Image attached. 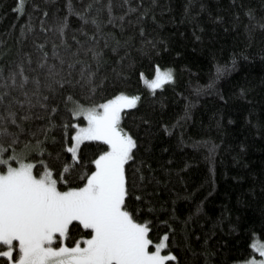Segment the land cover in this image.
Instances as JSON below:
<instances>
[{"label": "trees", "instance_id": "1", "mask_svg": "<svg viewBox=\"0 0 264 264\" xmlns=\"http://www.w3.org/2000/svg\"><path fill=\"white\" fill-rule=\"evenodd\" d=\"M20 2L0 0V73L7 77L22 62L29 77L6 99L24 100L38 77L48 107L13 101L17 119L31 112L16 147L43 140L47 129L46 152L34 158L76 186L83 162L105 146L83 141L80 160H72L63 126L83 118L71 116L67 100L138 95L121 120L138 142L125 165L128 204L149 221L154 240L168 234L166 250L176 256L168 264H236L253 255L254 236L264 242V0H23L17 8ZM49 64L65 84L44 87ZM157 65L173 80L148 90L139 74L151 78Z\"/></svg>", "mask_w": 264, "mask_h": 264}, {"label": "snow or ice", "instance_id": "2", "mask_svg": "<svg viewBox=\"0 0 264 264\" xmlns=\"http://www.w3.org/2000/svg\"><path fill=\"white\" fill-rule=\"evenodd\" d=\"M72 66L69 63L70 69ZM222 71L223 68L217 66V76ZM139 75L144 85L153 91L173 80L171 70H162L159 65L155 66L151 78L143 72ZM45 76L46 88L54 89L55 85L66 83L54 64L48 65ZM87 76L88 83L95 88L93 73ZM28 80L22 62L16 70H10L7 77L0 73V107L3 108L0 111V259L4 264H168L176 260L175 254L166 250L168 234L154 240L149 221L139 220L128 204L131 192L125 165L133 159L138 142L121 126L122 110L135 105L139 96L121 91L100 104L91 105L67 100L71 116H83L86 120L83 124L69 126L65 123L63 126L65 147L72 160H80L78 149L83 141L103 142L105 146L90 162H83L85 168L77 185L70 186L71 181L66 179L64 171L57 175L47 161L34 158L33 154L43 156L46 152L43 145L48 139L47 129H44L43 140H29L16 147L26 131L23 121L30 118L31 112L17 119L13 101L21 106L27 104L29 109L34 102L48 107L47 97L39 91L38 77H33L37 90L25 91L24 100L14 96L6 99L11 96L10 89H23ZM57 110L52 107V112ZM54 126V122H50L49 127ZM69 132L70 144L67 142ZM30 135L37 134L31 132ZM74 229L80 233L78 238L72 237ZM249 247L253 255L236 264H264V258L256 259L254 255L259 252L264 257V242L254 236Z\"/></svg>", "mask_w": 264, "mask_h": 264}, {"label": "rangeland", "instance_id": "3", "mask_svg": "<svg viewBox=\"0 0 264 264\" xmlns=\"http://www.w3.org/2000/svg\"><path fill=\"white\" fill-rule=\"evenodd\" d=\"M163 70V69H162ZM167 82H169V81H166L165 83H167ZM164 83V84H165ZM146 87V86H145ZM146 89H148L147 87H146ZM149 90V89H148ZM137 103V102H136ZM134 106V105H133ZM124 109H126V108H124ZM82 118H83V116H82ZM81 124H83V123H86V120L83 118V122H80ZM74 223H76V222H74ZM54 246H58V244H54ZM69 246H71V245H69ZM260 254V253H259ZM262 258H264V257H259L258 259H262Z\"/></svg>", "mask_w": 264, "mask_h": 264}, {"label": "bare ground", "instance_id": "4", "mask_svg": "<svg viewBox=\"0 0 264 264\" xmlns=\"http://www.w3.org/2000/svg\"><path fill=\"white\" fill-rule=\"evenodd\" d=\"M152 93V92H151ZM154 93V92H153Z\"/></svg>", "mask_w": 264, "mask_h": 264}]
</instances>
